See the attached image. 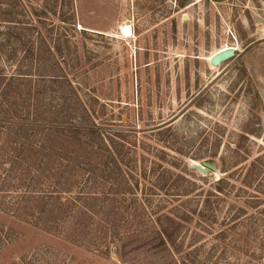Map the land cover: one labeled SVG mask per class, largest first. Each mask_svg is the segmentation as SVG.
Segmentation results:
<instances>
[{
  "label": "rangeland",
  "instance_id": "374dc122",
  "mask_svg": "<svg viewBox=\"0 0 264 264\" xmlns=\"http://www.w3.org/2000/svg\"><path fill=\"white\" fill-rule=\"evenodd\" d=\"M5 86L0 264H264V0H0Z\"/></svg>",
  "mask_w": 264,
  "mask_h": 264
},
{
  "label": "water",
  "instance_id": "95a60500",
  "mask_svg": "<svg viewBox=\"0 0 264 264\" xmlns=\"http://www.w3.org/2000/svg\"><path fill=\"white\" fill-rule=\"evenodd\" d=\"M234 51H235V49H233V48H227L225 50H221L220 52H218L217 54L212 56V58L210 59V62L213 65H218L223 60L231 57L234 54ZM194 167L196 169H198L199 171H202V172H207L208 169H215V167L212 164H209L206 162H203L202 165L194 163Z\"/></svg>",
  "mask_w": 264,
  "mask_h": 264
},
{
  "label": "trees",
  "instance_id": "16d2710c",
  "mask_svg": "<svg viewBox=\"0 0 264 264\" xmlns=\"http://www.w3.org/2000/svg\"><path fill=\"white\" fill-rule=\"evenodd\" d=\"M5 87L2 88V90H0V92H2L4 90ZM159 235H160V240L162 241V244H166V242L169 240V242H171V238L173 236V233L168 230L166 227H163L160 231H159Z\"/></svg>",
  "mask_w": 264,
  "mask_h": 264
},
{
  "label": "bare ground",
  "instance_id": "6f19581e",
  "mask_svg": "<svg viewBox=\"0 0 264 264\" xmlns=\"http://www.w3.org/2000/svg\"><path fill=\"white\" fill-rule=\"evenodd\" d=\"M128 31H129V29H124V32H125L126 35L128 34ZM227 48H233V49H235V47H233V46H232V47L225 46V47L221 48L218 52H220L221 50H225V49H227ZM218 52H216V53L212 54L211 56H209V57L207 58L208 61L210 62V59L212 58V56L215 55V54H217ZM210 64L213 65L211 62H210Z\"/></svg>",
  "mask_w": 264,
  "mask_h": 264
}]
</instances>
